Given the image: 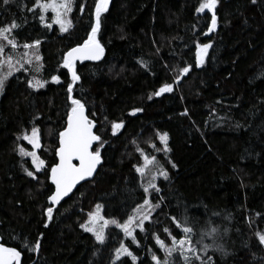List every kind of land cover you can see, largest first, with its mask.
<instances>
[{"label": "trees", "instance_id": "16d2710c", "mask_svg": "<svg viewBox=\"0 0 264 264\" xmlns=\"http://www.w3.org/2000/svg\"><path fill=\"white\" fill-rule=\"evenodd\" d=\"M199 2L111 0L97 35L104 58L75 65L80 79L69 94L72 78L63 57L87 39L95 0H75L66 34L45 27L39 9L29 11L34 0H0V26L15 21L20 45L40 41L41 60L17 64L0 91V236L5 246L21 251L22 264H155L153 255L165 257L156 237L171 246L172 237L182 236L172 218L185 216L198 231L205 225L219 229L223 253L208 252L214 264H264L257 235L264 234V0H218L217 27L208 35L212 13H197ZM209 43L197 66L196 45ZM24 50L19 47L15 56ZM183 67L190 68L186 75L180 74ZM35 80L45 86L29 87ZM164 84L173 91L156 96ZM69 95L85 104L97 124L103 164L49 220L50 168L57 163ZM137 109L142 111L132 115ZM113 123L123 124L115 134ZM33 127L46 163L41 173L18 153L20 147L32 150L22 137ZM165 133L168 151L158 135ZM145 157H155V164L148 168ZM136 167L145 168L143 176ZM153 175L160 191L146 194L143 187ZM144 199L160 206L147 208L150 216L143 231L135 229V242L111 226L100 244L81 227L98 204L106 220L123 224ZM37 241L39 250L30 251ZM121 243L135 261L124 254L117 259ZM171 259L183 264L178 254Z\"/></svg>", "mask_w": 264, "mask_h": 264}, {"label": "snow or ice", "instance_id": "6c2138e0", "mask_svg": "<svg viewBox=\"0 0 264 264\" xmlns=\"http://www.w3.org/2000/svg\"><path fill=\"white\" fill-rule=\"evenodd\" d=\"M12 0H3V4L7 5ZM253 3L256 0H252ZM75 0H34L33 8L29 11L35 12L39 9L37 13L41 21L45 20V13L51 11L53 13V23L58 24L62 32H67L71 27V20H68V14L72 12ZM110 0H95L94 5V18L95 22L91 25V31L87 35V39L83 41L82 44L75 48H72L63 57L62 67L71 73L72 83L67 86V92L69 94L73 91V85L80 79L77 75L75 69L76 61L85 60H100L104 54V47L101 45L100 41L97 39V35L100 32L102 24V16L108 11ZM218 0H200L198 7L196 8L197 13H205V10L212 13L211 15V25L208 27V35L212 33L217 27V16L215 14V9L217 8ZM79 10L81 13L84 11V6L80 5ZM19 25L13 21L11 24L6 26H0V69L7 65L6 72H0V91L5 87V83L8 78L12 75L13 70L16 69V65L19 64L21 67L24 63H32V58L36 61L41 60L39 55V44L40 41H35L32 44L24 43L22 45L17 43L16 37L13 34V30L17 29ZM45 27L51 28L52 24H46ZM6 47H10L14 52L17 48L22 47L25 49L21 53L20 59L15 63L13 62V57L5 53ZM212 47V44H197L196 45V64L199 66L204 58L208 55V50ZM30 49L32 51L31 56L29 55ZM18 70V69H17ZM180 74L186 75L189 71V67H183L179 69ZM52 80L59 83V78L56 76L52 77ZM29 87L43 88L46 82L40 80L29 81ZM172 86L169 84H164L159 90L154 93L156 96L161 95L165 92H171ZM71 100V106L67 112L66 125L63 131L58 134L59 146L56 150V156L59 157V162L54 164L50 168V179L51 184L54 185V191L50 189V196L48 197L52 205H59L60 202L68 197L72 190L81 182L93 176L97 170V166L101 164V151L104 142L101 140L99 135L94 134L93 128L95 127L92 120L86 115L85 104L79 99H74L69 95ZM151 99V97H149ZM136 111H142L141 109L134 110L132 115H135ZM122 123H113L112 131L115 134L116 130L122 128ZM161 143L165 144V151H168L167 145V133L158 134ZM28 144L32 145L33 148L40 147V139L38 135V129L33 127L31 130V135H23L22 137ZM20 139V137H18ZM95 145V147H94ZM19 154L21 156L31 157L32 164L35 166L37 171H40L45 167V161L37 156L35 151H26L24 147L19 148ZM73 161H78V165L73 163ZM146 164H155V157L148 160L145 157ZM175 167V165H172ZM28 176L35 178L34 173L25 169ZM136 171L141 174L145 173V168L136 167ZM159 173L164 179H168V173L164 171L161 167ZM156 176L153 175L148 184L143 187V191L147 194L150 189L159 192L160 189L157 187L155 180ZM148 206L149 210L152 207H159V204L151 205L148 199H144L143 204L139 205L136 209L137 215L139 216L138 226L141 227L143 231V222L147 220L150 216V211L143 212L142 210ZM101 205H96L95 212L89 213V218L86 224H81V227L85 232H90L95 237L96 241L100 244L105 243V229L108 227L109 223L115 224L117 228H120L125 236L132 237L135 242V237L133 235V221L134 217L129 216L128 220L123 223H117V221L106 220L100 215ZM53 208H47V217L49 220L53 218ZM173 223L177 229L181 230L182 236L177 239L172 237L171 246H166L165 242L161 240L158 236L156 237V243L161 250L164 251L165 257L163 259L158 258L156 255L152 256V260L155 264H174V260L171 259L174 254H178L183 260V264H194L195 261H199V264H214L212 257L208 255L211 251H220L223 253V246L217 241L221 238L219 229L216 227L207 228V226H202L201 230H197L193 222L185 216L182 220H177L175 217L172 218ZM47 227V224L45 225ZM164 231L171 236V232L168 228ZM258 242L264 245V234H257ZM195 237V239H194ZM210 241L206 243L205 241ZM22 247H28L27 243H22ZM40 247L39 241L35 242L34 246L29 248L30 251H38ZM117 259L119 260L121 255H127L135 261L137 258L128 250V248L121 243L120 247L115 250ZM21 262V251H18L14 247H6L0 244V264H20ZM123 264V261L121 262Z\"/></svg>", "mask_w": 264, "mask_h": 264}, {"label": "rangeland", "instance_id": "374dc122", "mask_svg": "<svg viewBox=\"0 0 264 264\" xmlns=\"http://www.w3.org/2000/svg\"><path fill=\"white\" fill-rule=\"evenodd\" d=\"M110 3H111V0H110ZM110 3H109V6H110ZM109 8V7H108ZM205 11H207V10H205ZM70 14L71 13H69L68 14V17H67V19L68 20H70ZM45 15V20L44 21H42V23L44 24V25H46V24H52V27L54 26H57L59 29H60V27H59V25L58 24H55V23H53V20H52V17H53V13L51 12V11H49L48 13H45L44 14ZM71 28H72V24H71V27L69 28V30L67 31V32H62L61 30V33L62 34H66V33H68L70 30H71ZM16 50H18V48L16 49ZM15 50V51H16ZM14 51V52H15ZM25 51V50H24ZM29 51V55L31 56V53H32V49H30V50H28ZM14 52L13 51H11V52H7V50L5 49V53H6V56L7 55H11L12 57H13V62L15 63L17 60H19L20 59V56L21 55H18L17 53H16V56H15V54H14ZM204 60H205V58H204ZM203 60V61H204ZM203 63V62H202ZM201 63V64H202ZM76 67V66H75ZM15 70V69H14ZM14 70H13V72H14ZM7 71V65H4V67L2 68V69H0V72H6ZM13 74V73H12ZM173 89V88H172ZM173 91V90H172ZM171 91V92H172ZM165 93H168V92H165ZM162 94H164V93H162ZM119 130H121V128H119V129H117L116 131H119ZM29 135H31V133L29 134ZM40 139V138H39ZM27 142V141H26ZM31 148H32V150L31 151H35L36 153H37V156L40 158V159H42L41 158V156H40V154H39V152H40V150H41V148H42V141H41V139H40V147L39 148H33V146L31 145ZM26 150V149H25ZM26 151H29V150H26ZM18 153H19V148H18ZM20 155V154H19ZM21 156V155H20ZM22 158H24V159H29V160H31V157H27V156H21ZM31 162H32V160H31ZM46 164V163H45ZM34 166V165H33ZM147 166H148V168L151 166V164L150 163H147ZM34 168H35V166H34ZM45 169V167L43 168V169H41L40 171H38L39 173H41L43 170ZM35 170H36V168H35ZM37 171V170H36ZM147 208H148V206H145V208L142 210V212H141V215L143 214V212H146V211H148L147 210ZM102 211V210H101ZM101 211H100V215L101 216H103L102 215V213H101ZM95 212V211H94ZM104 218V217H103ZM105 219V218H104ZM138 221H139V216L137 215V213L134 215V221H133V225L134 224H136V225H138ZM132 225V227H133V229H134V231H135V229L136 228H140V226H138V227H135V226H133ZM111 226H114L116 229H118V230H120V231H122L120 228H117L116 227V225L115 224H111V223H109V225H108V227L105 229V233H107V231L109 230V227H111ZM134 231H133V233H134ZM128 238H129V236H127ZM123 255V254H122Z\"/></svg>", "mask_w": 264, "mask_h": 264}, {"label": "water", "instance_id": "95a60500", "mask_svg": "<svg viewBox=\"0 0 264 264\" xmlns=\"http://www.w3.org/2000/svg\"><path fill=\"white\" fill-rule=\"evenodd\" d=\"M104 54H105V52H104ZM104 54H103V56H102V58L100 59V60H85V61H83V62H81V61H76L75 62V65H77V64H79V63H86V62H100L103 58H104ZM86 115H88V112H87V109H86ZM89 118V117H88ZM90 119V118H89ZM94 123V125H95V127L93 128V132H94V134H96L97 135V133H96V130H97V124L95 123V122H93ZM94 147H95V145H94ZM101 161H102V159H101ZM59 162V157L57 156V163ZM73 163H75V164H77L78 165V161H73ZM102 164H103V161L101 162V164L100 165H98L97 166V170H96V172L93 174V176L92 177H90V178H88V179H86V180H84V181H81L73 190H72V192L69 194V196L68 197H65L61 202H60V204L59 205H52L53 206V210H55V209H57L58 207H60L64 202H66L68 199H70L75 193H76V191L82 186V185H84V184H86V183H89V182H91V181H93L94 179H95V177L97 176V174H98V172H99V170H100V168H101V166H102ZM50 183H51V179H50ZM52 185V184H51ZM53 187H54V185H52ZM0 244H2V245H4L3 243H2V238H1V236H0ZM5 246V245H4ZM6 247H8V246H6ZM22 261H23V256H22V254H21V262H20V264H22Z\"/></svg>", "mask_w": 264, "mask_h": 264}]
</instances>
